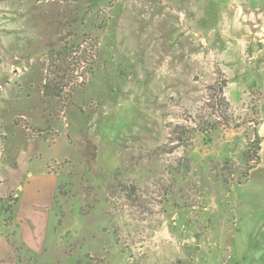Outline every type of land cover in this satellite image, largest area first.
<instances>
[{
	"label": "rangeland",
	"instance_id": "1",
	"mask_svg": "<svg viewBox=\"0 0 264 264\" xmlns=\"http://www.w3.org/2000/svg\"><path fill=\"white\" fill-rule=\"evenodd\" d=\"M219 11L213 0H0V178L22 148L65 172L59 264H264V164L248 160L264 132V51L221 57ZM198 116L220 121L173 133Z\"/></svg>",
	"mask_w": 264,
	"mask_h": 264
},
{
	"label": "crops",
	"instance_id": "2",
	"mask_svg": "<svg viewBox=\"0 0 264 264\" xmlns=\"http://www.w3.org/2000/svg\"><path fill=\"white\" fill-rule=\"evenodd\" d=\"M213 4L220 10L218 25L211 30L223 40L221 46L225 47L216 50L221 57L236 62L237 55L233 54L245 53L247 47L249 59L264 51V0H213ZM225 63L221 62V67L231 70L249 71L250 68ZM254 76L256 74L250 78L255 80ZM255 84L258 85L256 80ZM262 124L263 119L259 125ZM22 149L12 161L14 166H11L12 162L7 163L8 176L0 178V195L5 191L13 194L10 223L5 224L4 213L0 210V264H59L64 250L60 247L61 238L57 236L62 217L55 197L65 172L61 175L48 173L46 161L33 158L30 148ZM263 152L264 138L254 168L264 164ZM4 186H7L6 190Z\"/></svg>",
	"mask_w": 264,
	"mask_h": 264
},
{
	"label": "trees",
	"instance_id": "3",
	"mask_svg": "<svg viewBox=\"0 0 264 264\" xmlns=\"http://www.w3.org/2000/svg\"><path fill=\"white\" fill-rule=\"evenodd\" d=\"M217 74H218V78L215 80V83L213 85L214 88V96L216 95V111H217V115L220 119H222L223 123L225 124L226 120L228 119V111L230 110V106H229V102L226 99L225 95H224V88L226 87V83L227 80L226 78L223 77V73L220 70H217ZM225 120V121H224ZM194 123L195 127H191V126H186L185 124H177L175 125V128L173 129V133H183L185 134V132L190 133V130L188 129H196L201 133H209L210 131L214 130L217 127V124L219 123V121H214L216 122V124H213V122L211 121V118H205V116H198V118H195L194 120H191ZM221 123V122H220ZM181 130V131H179ZM264 138L263 136H255V140H254V144L252 147V154H250L248 156V160H253L255 163H258L259 161V155H258V151L260 149V144H261V140ZM174 139H180V138H174ZM15 163L12 162L11 166H14ZM254 168L253 166L250 168L252 169ZM245 177V179L248 178V173H244L243 175ZM3 198H0V203L2 204ZM0 210L4 213V222L5 224L10 223L11 221V215H12V204H8V205H4L2 204L0 206Z\"/></svg>",
	"mask_w": 264,
	"mask_h": 264
}]
</instances>
